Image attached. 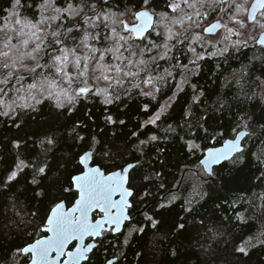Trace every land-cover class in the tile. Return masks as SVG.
<instances>
[{
	"label": "snow or ice",
	"instance_id": "6c2138e0",
	"mask_svg": "<svg viewBox=\"0 0 264 264\" xmlns=\"http://www.w3.org/2000/svg\"><path fill=\"white\" fill-rule=\"evenodd\" d=\"M254 46L248 56L244 50ZM206 65L212 88L199 82L207 78ZM90 96L105 106L150 98L141 106L147 119L138 120L128 139L113 134L74 160L68 141L81 147L94 140L81 135L88 125L53 126ZM182 100L179 120L163 131L176 134L193 155L202 150L199 164L209 172L256 155L255 186L264 185V0H0V117L16 129L0 142V264H124L129 237L144 239L146 226L154 245L169 234L182 238L169 250L175 264H191L186 257L193 252L199 264H234L237 253L264 247V229L248 238L234 231L233 218L244 217L234 207L230 216L227 203L210 215L189 203L178 217L162 216L177 197L151 198L152 173L142 162L125 160L126 154L147 155L145 146L159 136L140 139V129L159 131ZM45 103L51 108L38 119ZM104 122L117 121L107 114ZM32 125L38 130L24 132ZM227 131L231 138L221 147L198 143L219 142ZM257 144L260 153H252ZM70 166L78 174L65 187L61 180ZM57 189L75 197L70 207L53 200L44 215L29 213L30 220L8 215L7 207L15 209L30 191L42 203ZM137 196L151 215L148 208L135 209L129 198ZM137 216L143 221L133 224Z\"/></svg>",
	"mask_w": 264,
	"mask_h": 264
},
{
	"label": "trees",
	"instance_id": "16d2710c",
	"mask_svg": "<svg viewBox=\"0 0 264 264\" xmlns=\"http://www.w3.org/2000/svg\"><path fill=\"white\" fill-rule=\"evenodd\" d=\"M255 50V46L252 50H244L248 56L252 55V51ZM242 62L247 63L246 60L241 58ZM232 68L239 67V64L235 61H229ZM228 68V65H225ZM208 65L205 66V73L207 78L201 77L199 82L201 85H207L209 88L213 87L210 82V75L207 73ZM171 93H169L170 95ZM150 98H124L123 102H116L112 105L105 106L102 103V98L89 97L86 101L81 100L77 105L76 110L71 114H65L61 119L59 125L53 126L55 128L63 129L70 128V126L77 121L86 123L88 125V132H82L81 135H88L94 137V140L85 141L81 147H77L80 142L76 141L75 144L71 140L68 141L72 147L67 148L68 152L73 153V159H76V154H84L87 151L97 150V141H103L113 134L119 137L121 140H126L130 137L132 130L136 127L137 122H143L147 119L146 116L141 113L142 103H146ZM166 98L161 97L160 101L164 102ZM153 104L156 102L153 101ZM183 100L180 104H177L171 112L170 119L163 120L160 124V130L157 131L155 126L149 128L140 129V139H146L148 135L156 134L159 136V140L153 142L151 145L145 146L146 156L141 157L140 153H131L125 155V160L128 163L135 164L142 162L144 170L152 173L155 180V186L153 187L151 198L159 197L161 199H171L174 195L177 197L173 201V208L171 213L164 211L162 216L167 217L172 215L178 217L183 213L180 212L181 206H188L191 203L199 209L201 213L212 214L215 212L217 205H225L227 203L229 207L228 214L231 216V210L234 207L243 217L242 222H237L233 218V223L236 224L234 229L241 238L255 237L259 232L264 229V200L260 197L264 196V185L256 187L255 176L259 173L255 171L257 166L256 155L249 154V157L235 167L230 162H224L222 165L216 166L212 175H208L204 168L200 166L199 159L203 158L204 152L198 150L194 155L184 146V141L177 138L176 134L165 133L164 128L167 124L173 123L179 120V112L183 106ZM151 107V105H150ZM158 107V105H157ZM51 108L50 103L43 105V113L38 119H44L47 116L48 111ZM156 111V107H151V112ZM149 113V115L151 114ZM90 113V115H88ZM110 114L117 121L115 124H105L104 116ZM22 119V118H21ZM127 121L126 125H120L119 120ZM94 121V123H93ZM38 130V126L32 125L24 132L31 134L33 131ZM51 130V129H49ZM23 134V132L21 133ZM16 135V129L13 126L12 120L0 117V142L4 138H13ZM183 135V133H179ZM231 138L230 131L225 132L219 142L208 140L202 143L204 147L220 146L224 140ZM133 143L138 141L133 140ZM247 144V142H246ZM247 146H251L250 144ZM252 153H260V145L257 144L252 148ZM124 164V160L120 161V166ZM264 166V165H262ZM78 174L75 171L74 166H70L69 172L62 178L61 183L67 187L70 181L71 175ZM251 177V179H250ZM23 183V179L21 180ZM162 185V187H160ZM32 192L30 191L27 196H21L17 201V207L12 209L7 207V213L9 216H13L14 213H18L23 216L25 220L32 219L29 213L39 210L41 215H44L53 200L65 201L68 206L74 202V196L70 192H61L53 190L50 192V197L39 202L38 200L31 199ZM3 202V198L0 197V203ZM136 210H143L148 208L145 214L151 215L152 208L148 207V202H141L139 197L132 198ZM166 202V201H165ZM154 207V206H153ZM131 211V210H130ZM220 215H224L223 211L219 212ZM159 218V217H157ZM136 221H143V216L135 217L133 224ZM39 223V221H35ZM148 228V235L142 240L134 239L135 236L143 234H133L129 237L130 247L125 245L124 250L127 252V259L124 264H175L174 257L169 255V250L178 245L182 238L176 240L171 239V234L167 240L161 243L158 241L155 245L152 243V230L150 226ZM165 228L168 227L166 223ZM28 231H32L31 228ZM127 231V230H126ZM33 239L36 237L33 236ZM255 243V240H253ZM144 254V260H140V254ZM153 253H155L153 255ZM119 254V253H117ZM186 259L191 260V264H199L196 253H190ZM234 264H264V247H257L250 251L248 256L243 254H236Z\"/></svg>",
	"mask_w": 264,
	"mask_h": 264
},
{
	"label": "water",
	"instance_id": "95a60500",
	"mask_svg": "<svg viewBox=\"0 0 264 264\" xmlns=\"http://www.w3.org/2000/svg\"><path fill=\"white\" fill-rule=\"evenodd\" d=\"M257 39H259V36H258ZM221 146H222V145L217 146V147H221ZM88 152H93V151L90 150V151H87L86 153H88ZM216 166H219V165H213L212 168H211V172H209V171L206 170V169H204V170H205V172H206L208 175H212V174H213V170H214V168H215ZM118 170H119V169H118ZM118 198H119V197L117 196L116 199H118ZM129 199L132 200V198H129ZM63 202H65V201H63ZM65 204H66V207H70V206L67 205L66 202H65ZM145 208H146V207H145ZM145 208H144V209H145ZM144 209H143V210H144ZM143 210H141V211H143ZM87 241H88V238H86V243H87Z\"/></svg>",
	"mask_w": 264,
	"mask_h": 264
},
{
	"label": "flooded vegetation",
	"instance_id": "af4514ba",
	"mask_svg": "<svg viewBox=\"0 0 264 264\" xmlns=\"http://www.w3.org/2000/svg\"><path fill=\"white\" fill-rule=\"evenodd\" d=\"M88 242H91V241L88 239L87 243H88Z\"/></svg>",
	"mask_w": 264,
	"mask_h": 264
},
{
	"label": "rangeland",
	"instance_id": "374dc122",
	"mask_svg": "<svg viewBox=\"0 0 264 264\" xmlns=\"http://www.w3.org/2000/svg\"><path fill=\"white\" fill-rule=\"evenodd\" d=\"M257 38H258V35H257Z\"/></svg>",
	"mask_w": 264,
	"mask_h": 264
}]
</instances>
